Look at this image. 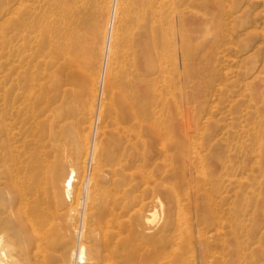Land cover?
<instances>
[{"label":"rangeland","instance_id":"obj_1","mask_svg":"<svg viewBox=\"0 0 264 264\" xmlns=\"http://www.w3.org/2000/svg\"><path fill=\"white\" fill-rule=\"evenodd\" d=\"M108 1L0 0V264H32L20 219L31 207L38 264H82L81 243L90 264H264V0H149L145 20L146 0H121L114 18ZM151 27L141 75L131 56ZM71 46L78 59L65 67ZM134 82L145 90L135 120L117 106ZM41 149L64 159L53 187L28 192L19 163ZM117 154L138 161L127 175L165 177L122 195L109 169Z\"/></svg>","mask_w":264,"mask_h":264},{"label":"bare ground","instance_id":"obj_2","mask_svg":"<svg viewBox=\"0 0 264 264\" xmlns=\"http://www.w3.org/2000/svg\"><path fill=\"white\" fill-rule=\"evenodd\" d=\"M110 1V0H109ZM108 1V2H109ZM120 2L121 0H112L111 1V9H112V13H113V18H114V15L116 13V11L118 10L117 8L119 7L120 5ZM124 3V2H123ZM142 3V2H141ZM144 3V1H143ZM142 3V4H143ZM146 7H145V10H144V13H143V19L145 20L147 18L148 15H152L154 13V10L152 9V4L149 3V0H146ZM109 7V5H108ZM125 7V6H124ZM107 9V8H106ZM109 11V10H108ZM118 16V15H117ZM111 20V19H110ZM112 21V20H111ZM116 22V21H115ZM147 23V22H146ZM145 23V24H146ZM112 24V23H111ZM116 25V24H115ZM108 27V26H107ZM105 28V27H103ZM119 30V29H118ZM147 30V31H146ZM146 30H142L140 32H142L139 37H138V40L134 46V54L132 57V66H137L138 67H135V69H138L140 71V74L141 75H144V70L142 68L143 66V61L145 59H147L150 54H151V50L152 49H155V45H151L150 47L148 46L149 42L151 40H153V27H151V29H147ZM112 31V30H111ZM116 30H114L113 32H115ZM105 32V31H104ZM139 32V33H140ZM104 34V33H103ZM110 34L109 37H108V44L110 42V38H111V32L108 33ZM107 34V35H108ZM106 35V37H107ZM113 36H115V34L113 33ZM117 36V34H116ZM115 36V38H117ZM183 36V35H182ZM105 38V36H104ZM133 39V38H132ZM131 39V40H132ZM112 40V39H111ZM134 41V40H133ZM132 41V42H133ZM135 42V41H134ZM133 42V43H134ZM72 47V46H71ZM68 47L66 48V50L62 53L63 54V58H64V61H63V65L65 67H71L73 62H74V58L75 57H72L74 55L73 53V47ZM115 48V47H114ZM113 48V49H114ZM107 49H108V46H107ZM77 50V49H76ZM102 50V49H101ZM111 50V49H110ZM77 51H80V50H77ZM76 52V51H75ZM102 52V51H101ZM108 53V50L106 51ZM73 54V55H72ZM131 54V53H130ZM76 55V54H75ZM74 55V56H75ZM87 57V55H86ZM75 59H78V58H75ZM86 59V58H85ZM91 59V58H90ZM106 59V58H105ZM76 61V60H75ZM96 61V60H95ZM94 61V62H95ZM105 61V60H104ZM109 61V60H108ZM76 63V62H75ZM90 63V62H89ZM93 63V62H92ZM107 65V64H106ZM75 66V65H74ZM73 66V67H74ZM104 66V65H102ZM102 73H100L101 75V78L99 79V82H100V85H101V90L106 86H105V71H106V67H102ZM89 69V68H88ZM110 69V68H109ZM110 71V70H109ZM88 73V72H87ZM93 73V72H92ZM99 74V73H97ZM82 76V75H81ZM91 74L88 73L87 74V81H88V91H91V93L93 92V89H94V86L96 85L95 81L92 80L91 78ZM138 75H136V77H134L135 80H138ZM98 79V78H97ZM95 82V83H94ZM98 84V83H97ZM98 86V85H97ZM109 86V85H108ZM108 86H107V89H108ZM141 83H138V82H134L132 87H131V90H132V93L130 95V91H129V100L126 102L123 101H120L118 103V109H119V112L121 114V116L123 118H127V112L130 113L134 120L137 119L138 117L140 116H143V108H144V103H143V95H144V85H143V88H141ZM106 89V90H107ZM105 91V90H103ZM102 91V92H103ZM2 93V92H1ZM5 93L6 91H4L1 95H0V101L2 102L3 101V107L4 109L6 108V104L8 102V95H6L5 97ZM90 93V94H91ZM101 94V93H100ZM126 95V94H125ZM124 96V95H123ZM122 96V97H123ZM121 97V98H122ZM120 99V98H119ZM122 100V99H121ZM68 101H65L63 100L61 103L63 105V116H62V119L61 121H67V119L69 118L70 114H71V107L68 106L67 104ZM103 103V102H101ZM86 106V105H85ZM100 106V105H99ZM104 105L101 104V107H103ZM92 107H93V104L92 106L91 105H88L87 104V107L84 108V114H90L91 113V110H92ZM100 107V108H101ZM105 107V106H104ZM99 108V109H100ZM83 109V108H82ZM103 109V108H102ZM101 109V110H102ZM99 110V111H101ZM100 114V113H99ZM103 114V111L101 112V115H99L100 117L102 116ZM140 122V121H139ZM166 122V121H165ZM165 124V123H164ZM59 126V124H58ZM79 126V124H78ZM81 127V126H80ZM79 127V129H80ZM89 127V126H88ZM84 128V127H83ZM169 130V134L171 132V130H173V127H168ZM172 128V129H171ZM63 127H59V133L62 131ZM163 129V128H162ZM86 130V129H85ZM89 131V130H88ZM166 132V130H164ZM155 132L157 134V138L159 139L160 138V132L161 130L159 131L158 128H155ZM88 133V132H87ZM97 135V133H96ZM162 135H163V132H162ZM81 140L82 141H86L87 139V134H85L84 132V129H82V132H81ZM11 136H8V139L10 142L12 141L11 140ZM131 140V139H130ZM122 147V146H121ZM165 147L162 145L161 143V146H160V149L157 151L158 153V157L157 159L161 158V162L162 164H167V161L170 160L171 156L169 154H166V150L164 149ZM48 149V148H47ZM44 150V149H43ZM43 150H38V151H33L31 153L28 154V157L24 156V158L22 160H20V163H19V167L21 169H23V176L29 181V191H32L33 192V189L34 187H36L35 183L38 182L39 180H43L47 183H49V185L51 187L54 186V182H53V179H54V175L55 173L57 172L58 168L60 167L61 163H62V160L64 159V155H60V153L56 154H52V156L50 157L51 154L49 153H45L43 152ZM156 154V153H155ZM154 154V155H155ZM118 155V154H117ZM177 155V153H176ZM157 156V155H155ZM176 157V156H175ZM175 157L173 159H175ZM116 159H113L111 160V164H110V174H111V177H112V181H115L117 182V184L119 185L120 187V190H121V194L122 195H125L128 191V188L127 187H131L129 185H127L128 183L132 182V181H135L133 184H135L134 186L136 187H140L142 186V188H146L147 186V183L151 182L152 184H154V186H158L156 185V183L158 184L159 183V180H163V178L165 177V174L164 175H159V172L154 175H151V174H145V173H140L138 174L137 176L133 177V175H127L126 174V171L127 170H131V167L134 166L136 162L135 159H129V158H124L122 154H119L118 156L115 157ZM142 160H140L139 162H141L142 164L139 165V168L143 167V161H144V158H143V155H142ZM153 158V157H152ZM177 159V158H176ZM1 160V159H0ZM155 160V159H154ZM152 161V159L150 160ZM160 160L157 161V164L159 163ZM175 163V160L173 161ZM1 163V162H0ZM159 165L161 166L162 164ZM159 166V167H160ZM164 165H162L163 167ZM18 167V168H19ZM70 167V166H69ZM161 167V168H162ZM138 168V167H137ZM166 168V167H165ZM70 171L68 172V175L66 176V178L64 179L63 181V187H64V191L65 193L68 195L69 193L73 192V188H74V176L76 174V170L74 168H69ZM170 170V169H169ZM152 172V171H151ZM168 173L172 172V171H167ZM169 175V174H168ZM136 179V180H135ZM166 179V178H165ZM132 184V185H133ZM162 184V182H161ZM160 184V185H161ZM124 188V186H126ZM144 186V187H143ZM148 187V186H147ZM155 188V187H154ZM153 188V189H154ZM143 189V191H144ZM152 189V190H153ZM151 190V189H150ZM149 190V192H150ZM155 190V189H154ZM88 191V190H87ZM145 192V191H144ZM37 192L35 191V194ZM88 193H86L87 195ZM96 194V193H95ZM94 195V194H93ZM34 196V195H33ZM88 196V195H87ZM90 197V196H89ZM91 198V197H90ZM93 198V197H92ZM126 198V197H125ZM22 199V198H21ZM95 199V198H94ZM76 200V199H75ZM88 200V199H87ZM90 202L92 203L91 199H89ZM79 201V200H78ZM22 202V201H21ZM164 204V203H163ZM162 206V205H161ZM24 208V207H23ZM30 208V207H29ZM154 209V208H153ZM35 212V209L33 210V208L31 207L29 211L25 212L26 215L28 214L30 217H26L25 215H23V213H21L20 215L22 217H20L21 219V225H22V228L25 230V232L28 233V236L31 240V243L33 244V247H35V250L32 252V255H31V258H32V264H38L37 261H40L42 258H43V253L42 251L43 250V246H41V244L43 243V238H42V235H38L35 233V229L34 228V222H33V214ZM154 212H156L154 210ZM153 213V212H152ZM151 213V214H152ZM156 215V214H155ZM153 216V215H152ZM36 218V217H35ZM149 219V218H148ZM147 219V221H148ZM35 220V219H34ZM44 220H41L37 223H39V226L44 228L45 227V223L43 222ZM151 221V220H150ZM36 222V220H35ZM25 224V225H24ZM64 224V223H63ZM39 227V228H40ZM120 230V229H119ZM62 231V230H61ZM68 231V230H67ZM63 233V232H62ZM46 236V235H45ZM62 236V235H61ZM54 237V236H53ZM67 238V237H66ZM70 239V238H69ZM1 240V239H0ZM64 242V241H63ZM80 242V241H79ZM73 246V245H72ZM65 247V246H64ZM75 246H73L74 248ZM80 248V251H78V254H76V256L78 255L79 256V262L82 263V264H90L89 261L86 259L88 256H87V248H86V245L84 243H81V247L80 245L78 246ZM73 251V250H71ZM76 251V250H75ZM3 254V252H1ZM48 253V252H47ZM74 254V253H73ZM72 254V255H73ZM128 255V254H127ZM71 256V254H70ZM74 257V255H73ZM58 259V258H57ZM73 259V258H72ZM86 259V260H85ZM52 262V261H51ZM78 262V263H79ZM41 263V262H40ZM105 264V263H104ZM108 264V263H106Z\"/></svg>","mask_w":264,"mask_h":264}]
</instances>
